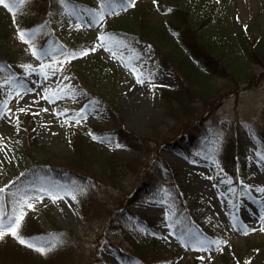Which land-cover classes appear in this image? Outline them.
<instances>
[{
	"label": "rangeland",
	"instance_id": "1",
	"mask_svg": "<svg viewBox=\"0 0 264 264\" xmlns=\"http://www.w3.org/2000/svg\"><path fill=\"white\" fill-rule=\"evenodd\" d=\"M42 3L30 0L19 10L20 16L42 18L47 14ZM97 3L98 12H104L99 24H85L91 20L86 15L90 9L76 15L67 13L68 20L58 27L59 33L67 31L60 49L51 43L46 48L37 47L42 35L33 39L37 49L48 52L45 57L33 55V44L19 39L18 31L29 30L28 26L11 16L15 18L14 38L0 45V53L12 60L11 67L21 69L1 73L0 79V101H6L10 109L0 117V188H5L0 207L5 206L4 197L13 209L18 200L32 197L34 208L25 207L20 234L29 241L33 233L60 230L54 250L59 264H142L144 260L150 264H170L159 259L160 254L164 255V246L150 252L149 245L144 244L139 261L121 260L117 249L127 252L129 246L116 217L120 209L132 212L136 223L139 214L173 215L177 211L174 193L181 192L192 198L189 202L207 207L213 216L209 219V231L188 229L187 234L195 240L186 243L170 234L166 222H160L159 230L167 232L170 238L167 247L178 250L182 262L192 263L203 256L200 264H225L227 259L239 260L240 264H264V231L259 230L264 223L260 220L264 214V193L257 191L258 187L247 178L250 176L264 187V65L249 61L240 42L247 33L264 46V0H135L134 7L119 5L111 9H105L100 0ZM143 3L149 5L145 12ZM185 3L193 8L195 26L213 35L214 43H222L228 49V59L232 52L241 50L229 71L213 67L207 72V100L195 90L186 93L183 101L164 95L188 90L189 49L169 28L173 18L164 11L165 5ZM136 13L147 21L143 28L145 40L127 41L110 32L118 20L135 23ZM75 21L82 26L68 25ZM101 34H106L103 46H99ZM69 38L81 40V50L98 46L83 57L99 60L103 66L99 74L81 78L71 63L73 59L58 63L69 52L64 46ZM41 64L51 66L44 70L47 79L41 74ZM245 73L253 74V79L250 81ZM137 76L145 82L139 83ZM44 96L50 99H43ZM20 108L26 111L20 112ZM188 123L193 124L196 132L207 130L208 137L199 140L201 151L190 148L189 153L171 144L180 139ZM118 128L143 139L137 145L127 144L115 133ZM32 133L37 139L36 148L31 143ZM210 149L211 153L206 151ZM110 154L138 158L142 163L122 177L115 174L122 183L121 189L101 187L90 180H86V186L74 180L67 183L46 175L20 188L12 187L35 160L45 162L46 167L71 165L75 170L83 168L84 162H91L103 169L105 156ZM176 177H181L182 183ZM150 182L153 187L145 190V183ZM140 187L142 195L127 205L128 197ZM67 192L74 193L76 199ZM57 195L63 198L53 200L52 196ZM33 220L40 225H32ZM124 220L128 226L130 219ZM241 225L257 230L245 235ZM139 228L145 237L149 231ZM216 240L227 241L221 245L222 251L209 243ZM151 253L157 257L149 258Z\"/></svg>",
	"mask_w": 264,
	"mask_h": 264
},
{
	"label": "trees",
	"instance_id": "2",
	"mask_svg": "<svg viewBox=\"0 0 264 264\" xmlns=\"http://www.w3.org/2000/svg\"><path fill=\"white\" fill-rule=\"evenodd\" d=\"M7 1L9 2V0ZM40 1L43 2L42 7H45L47 13L40 19H37L36 17L30 19L20 16V9L10 12L8 8L0 7V45L5 44L14 36L12 24L16 18V20H19L20 23L27 25L29 30L43 26L41 31L36 35H42L41 40L36 43L37 47L46 48V46L51 43L52 46L58 45V49H60L63 37L67 34V31L64 33H59L58 27L62 25V21L68 20L66 18L67 13H72L73 10H75L77 13L78 11L87 9L98 11L97 0H68L67 7L62 5L59 0ZM100 1L102 2L105 9H111L122 5V0ZM190 1L192 0H189V2ZM141 7L145 12L147 11L149 5L143 3L141 4ZM164 11L167 13V15H170L173 18V21L170 22L169 28L179 35L181 42L189 49L186 59L190 67L186 73L189 79L188 90L178 94L166 92L164 95H167L166 97L168 99L170 97H175L183 101V96H185L186 93L194 92L195 90V93H199L203 99L207 100V96L209 95V88L207 86L208 82L206 81V77L209 74L207 72L213 67H222L223 71H229L232 68V65H234L232 61L238 58L237 55L241 50L238 49L232 52L231 58L228 59L227 57L230 56V54H226L228 49L225 48L224 44L219 43L221 44L220 46L219 44L214 43L212 40L213 35H208L204 31H201L199 27L195 26L193 8L191 7L190 3L174 4L172 6L165 5ZM12 15H15V18H12ZM135 17V23L118 20L115 22L110 32H112L116 38H121L127 41L131 39L145 40V32L143 28L145 29L147 26V21L145 17L143 18V16L138 13L135 14ZM77 24V21H75L70 22L68 25L75 26ZM36 36L34 39H36ZM240 42L242 52L247 56L249 61H255L264 65V46L260 41L252 39L250 35L245 33L243 37L240 38ZM235 45L236 43H234L233 48ZM64 46L67 47L69 52L79 54V51H81V47L83 46V42L79 39L69 38L68 44L65 43ZM58 53L60 52H55V54ZM239 61H241L240 58ZM11 63L12 60L7 57V54L0 53V79H2L1 73H13L16 70H19L20 67H11ZM71 63L75 67L76 74L81 78L87 75H93L95 72L99 74L100 69H103V66H101L99 60L94 57L84 59L83 56H78V58H74ZM193 71H195L196 75L198 74L196 77L195 75H192L191 72ZM245 75L246 77L250 78V81L254 77L253 74L249 73H245ZM199 77L205 80H201ZM197 85L199 87H197ZM192 123L186 124L184 128V134L180 136V141L177 143H171L174 147L183 148L185 151H189L191 147L195 149L200 148L198 145V137L199 135H207V131L206 129H204L203 132L194 131ZM115 133L118 135L120 140L130 145H137V142L143 139V137L133 135L125 131L123 128H118ZM31 143L34 148L37 147L38 143L34 133L31 134ZM105 157L106 159L103 163L106 164L103 169L96 168L95 163L91 162H84L85 166L83 168L75 170L70 168L72 167L71 165H69L70 167L58 165H50V167H46L45 162L35 160L32 166H27L23 177L18 179L13 187L20 188L25 184L34 183L35 180L46 175L49 178L55 179L54 177H56L60 180L68 181V183L69 181L72 182L74 180L73 182L78 181L79 183H83L86 186V180H90L101 187L102 185L105 187L114 186L118 189H121L122 183L117 180L115 174L122 177L124 173L129 171L134 172L136 168L142 164L138 158H121L115 154L106 155ZM176 178L178 182L182 183L183 179L181 177ZM146 185L152 187L154 184L150 182L145 183V186ZM12 191L13 190L8 191L7 194L11 193ZM140 191H142L141 187L138 188V191L132 192V194L126 200L128 204H124L129 205L138 197H140ZM3 195H5V193ZM176 198L179 211L175 216L161 214L153 217H147L143 214H139V217H137L139 218V223H136L134 221L133 214H130L128 210H118L116 217L120 223L118 228H120L122 237L129 246L128 252L117 249V255L122 260H140L141 249L144 245H149L148 250L150 252L154 251L156 249L155 247L164 246V255L160 254L159 259H163L170 264H200V259H198V257H196L195 261L192 263L182 262L180 252L176 249L172 250L167 247V244L170 243L169 238L165 236L164 232L158 229V226L160 225L161 221L166 222L171 226V230L174 235H182L186 228H190L193 225L200 226L204 223L206 227L203 229V231L205 232L208 231L207 228L210 229L209 219H211L213 216L211 215L210 211H207L205 206L197 207L195 206L196 202L190 203L189 201L191 197L189 196L186 198L180 193ZM4 200L5 206L3 209L6 213L11 214L13 208H11L10 204L6 202L7 199L5 197ZM124 217L130 219V224L128 226L123 223L126 221L124 220ZM30 220L31 219L29 218V221ZM31 223L32 225H40L35 220H33ZM139 227L148 229L149 232L145 237L142 236L143 230H140ZM58 232H60V230H57L56 232H46L44 230L33 233L29 236V242H32L37 247L42 246L52 248V250L49 251L47 255L41 254L34 248L21 245L15 238L10 235H6L3 239H0V264H59L56 257L54 256V250L56 248L55 244L56 241H58L57 237L60 236ZM186 239V242L189 240L194 242L190 237H187ZM150 256L153 258L157 257V255L154 253L149 254V258ZM142 263L150 264L147 260H144ZM225 264L240 263L239 260L232 262L227 259Z\"/></svg>",
	"mask_w": 264,
	"mask_h": 264
},
{
	"label": "snow or ice",
	"instance_id": "3",
	"mask_svg": "<svg viewBox=\"0 0 264 264\" xmlns=\"http://www.w3.org/2000/svg\"><path fill=\"white\" fill-rule=\"evenodd\" d=\"M28 2H30V0H9L8 3H6V0H0V5H3L6 8H8V10L10 12H14V10L21 9L22 6ZM59 2L62 5H64L65 7H67L68 0H59ZM122 6L134 7L135 6V0H122ZM71 14L76 15L75 10H73V12ZM86 15H88L91 18L90 21H85V24H88L89 26L99 24L104 19L103 10L98 12V11L90 9L87 11ZM78 19L83 20L84 17L78 16ZM81 26L82 25H77L76 27L79 28ZM42 27L43 26H40V28H36V29H32V30H20V31H18V37L21 41H24L25 43L33 44V47L31 49L33 55H37L39 53L40 57H45L48 55V52L37 49L33 43L34 37L37 35L38 32L41 31ZM99 39L101 41V45H99V46H103V44L106 40V34H101ZM96 47H98V46H93V48H91V49L81 50L79 52V55L80 56L87 55L89 53V51H95ZM76 55H77V53H74V52H65L64 53V60L58 61V63L63 64L66 62H71L72 59L76 58ZM22 67L32 68L31 65H22ZM48 67H51V66L50 65H44V64L40 65L41 74H43L45 76V79H47V73L44 70ZM33 71H35V69H33ZM133 71H136L135 68H133ZM137 81L139 83L145 82L141 78V76H137ZM5 82L10 83V81H7V80ZM154 87H155V85H154ZM28 91H31V89H28ZM42 98L43 99H50L48 96H44ZM52 98H53V102H54L55 93H53ZM44 110L47 111V109H44ZM7 111H10V109H7V102L6 101H0V117L5 116ZM19 111L25 112L26 109L20 108ZM81 111L83 112V110H81ZM38 114L39 113H33V115H38ZM17 120H18V118H17ZM77 122H79V121H77ZM93 139H97V137L93 136ZM117 146L119 147V145H117ZM262 159H264V157H262ZM79 191L82 192L83 189H79ZM229 191H232V190L229 189ZM257 191L264 193V187L258 188ZM4 192H5V188H0V197L3 196ZM45 194L50 195V196L52 195V193L49 191H45ZM66 194L71 195L72 199H76V195L74 193L67 192ZM52 198H53V200H56V199H62L63 197L57 195V196H52ZM31 199H32V197H27L23 200H18L16 202L17 207L13 209L11 214L6 213L4 211V209L2 207H0V239H3L6 235H10L13 238H15L21 245H26L29 248H34L36 251L40 252L41 254L47 255L48 252L52 250L51 247H42V246L37 247L32 242L27 241L26 239H24L20 235V229L22 228L23 220H24V217L26 215V212L24 211L25 207L28 209L34 208V205L30 202ZM38 199H42V197H38ZM5 217H6V219H5ZM260 220L262 222H264V214H262L260 216ZM240 230H242L243 233L245 235H247L249 232L256 231L257 229H255V228L249 229L247 225H241ZM259 230L264 231V223H262L261 228ZM209 243L211 245H214L217 250L222 251L221 245L227 244V241L216 240V241H210ZM198 250H205V249L200 248ZM204 258L205 257H203V256L198 257V259H201V260H203Z\"/></svg>",
	"mask_w": 264,
	"mask_h": 264
}]
</instances>
